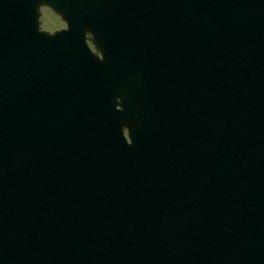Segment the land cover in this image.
<instances>
[{
    "label": "water",
    "instance_id": "obj_1",
    "mask_svg": "<svg viewBox=\"0 0 264 264\" xmlns=\"http://www.w3.org/2000/svg\"><path fill=\"white\" fill-rule=\"evenodd\" d=\"M0 120V264H264V0H0Z\"/></svg>",
    "mask_w": 264,
    "mask_h": 264
},
{
    "label": "rangeland",
    "instance_id": "obj_2",
    "mask_svg": "<svg viewBox=\"0 0 264 264\" xmlns=\"http://www.w3.org/2000/svg\"><path fill=\"white\" fill-rule=\"evenodd\" d=\"M41 13V25L43 28L53 31L66 25L65 21L47 6L41 8Z\"/></svg>",
    "mask_w": 264,
    "mask_h": 264
},
{
    "label": "bare ground",
    "instance_id": "obj_3",
    "mask_svg": "<svg viewBox=\"0 0 264 264\" xmlns=\"http://www.w3.org/2000/svg\"><path fill=\"white\" fill-rule=\"evenodd\" d=\"M90 132L91 133L89 134V136L92 137L94 139V141H96L97 143H100L103 146H106L107 145V141H106L105 138H103L102 140H99L101 138V136L99 137V135H98V133H97L96 130L93 131L92 129H90ZM58 146L61 147L60 144ZM51 157H52V159H58V153H57V151L55 153H53V155Z\"/></svg>",
    "mask_w": 264,
    "mask_h": 264
}]
</instances>
